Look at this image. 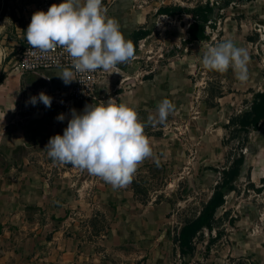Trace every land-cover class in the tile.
Here are the masks:
<instances>
[{
  "label": "crops",
  "instance_id": "0c3cea01",
  "mask_svg": "<svg viewBox=\"0 0 264 264\" xmlns=\"http://www.w3.org/2000/svg\"><path fill=\"white\" fill-rule=\"evenodd\" d=\"M102 2L107 15L119 21L125 38L135 47L138 40L135 42L133 35L136 31H150L141 39L151 36L149 28L139 27L147 21L146 14L137 15L126 10L129 5L125 0ZM39 3V0H0V264H123L122 257L128 259L129 264H137L140 260V264H169L167 241L160 235L165 229L162 217L170 210L166 201L168 193L162 195L165 192L162 189L155 191L151 199L143 198L139 193L137 174L147 177L156 171V176L160 175V180L165 181V188H168L173 184L169 179L172 170L178 165L185 167V161L177 154L182 149L174 139L167 137L168 133H164L170 114L163 124L158 118H149L156 117V105L165 98L175 106L171 113L179 112L185 116L199 96L200 90L196 87L205 83L196 81V72L203 73L205 69L192 57L189 62H164L158 66L149 65L145 60L134 62L133 59V62L118 66L121 75L113 73L115 77L110 85L102 71L95 100L86 104L73 102L69 95L73 81L64 84L58 77L62 69L22 73L15 67L25 37L26 21L37 11ZM247 4L263 6V9L255 10L264 18V0L231 3L227 7ZM193 42L196 41L188 44ZM241 90L253 97L255 92L264 89L255 88L249 92L248 83H244ZM40 92L52 98L50 107H45L38 99L35 105L31 104L30 98L38 97ZM230 96H235L234 92L227 91V95L215 99L227 108L228 104L224 106V103ZM110 97L136 108L139 118L146 124L144 131L151 138L153 149V156L140 164L132 182L117 189L70 164L54 163L44 150L51 137L63 135L72 109L81 113L86 105L106 102ZM203 102H197V106ZM219 105L213 109L212 118L204 117L199 106L196 115L187 120L196 137L213 131L223 133V126L212 131L208 128L209 122L215 124L227 117ZM60 114L65 117L63 121L56 119ZM248 164L243 162L240 177L248 176ZM253 167L257 179L264 178V159L258 160ZM254 175L251 182L255 180ZM189 177L183 172L176 178V184ZM90 179L94 183L84 185ZM216 183L215 180L208 199ZM86 186L89 188L84 190ZM77 187H81L82 194H89L90 198H83L81 193L78 195ZM91 201L96 206L90 207ZM223 210L225 208L221 212ZM249 215L244 207L242 217L237 221L240 230L251 225ZM234 252L254 264H264V233L242 239Z\"/></svg>",
  "mask_w": 264,
  "mask_h": 264
},
{
  "label": "rangeland",
  "instance_id": "374dc122",
  "mask_svg": "<svg viewBox=\"0 0 264 264\" xmlns=\"http://www.w3.org/2000/svg\"><path fill=\"white\" fill-rule=\"evenodd\" d=\"M125 1L129 5L126 10L137 15L146 14L147 21L140 24L139 27H147L152 31L151 36L137 41L134 62L145 60L147 57L149 58L146 62L155 66L162 65L164 62H185L191 59L190 57L194 58L203 54L206 46L230 38L249 52V78L244 82L248 83L249 92L255 88L264 89V18L259 17L255 10L263 9V6L257 4L255 7L247 4L244 6L233 5V8L229 9L228 7L224 8L221 17L206 28L209 39L188 44L184 37V31L185 26L192 21L191 11L199 4L215 0ZM177 6L181 7V10L174 15L157 13L161 7L173 8ZM194 62L202 65L195 59ZM196 74V81H205L202 83L203 85L196 87L200 90L198 98L194 99L193 106L185 113L186 117L179 112L170 113V120L164 132L165 135L168 133L167 137L176 141L179 149H182V151L178 150L177 154L179 159L185 161V167L182 168L178 165L172 170L169 179L173 184L168 188H165V181L160 180L161 176H156V171L153 176L147 177L137 174V182H140L139 193L147 199H151L154 192L158 190L165 191L162 195L168 193L166 201L170 210L162 217L165 229L160 235L167 241L169 264H254L249 258L245 260L237 256L234 248L236 245L240 246L242 239L257 237L264 233V229H262V225H264V178L257 179L253 174L256 171L253 165H256L258 160L264 159V121L261 122L258 130L251 131L247 135L239 131L236 123L232 121V118L242 114L248 99L251 100L252 97L250 94H246V90H241L244 83L240 85L241 82L235 78L231 68L224 74L207 69L203 73L196 72ZM104 75L108 77L106 81L110 85L114 75L108 73H104ZM198 76L203 79H199ZM196 81L194 80V82ZM227 91L234 92L236 98L230 96L224 103V106L228 104V107L223 108L215 97L227 95ZM222 92L224 93L222 94ZM242 94L246 96H242ZM200 101H205L199 103L204 117L212 118L213 109H216L217 105L223 108L227 120L219 119L215 124L209 122L210 126L208 125L209 131H212L213 128L218 130L223 126L222 134H215L213 131L208 132L209 134L206 136L196 137V134L192 133V124H187V120L200 110L197 106V102ZM200 140H202L201 144ZM197 146L199 148L195 149ZM239 154L244 156L245 164L249 163L248 176H246L247 174L245 177L238 176L234 181V189L225 196L226 202L215 213L212 232L205 229L194 238L195 249L192 258L177 256L176 236L179 228L198 214L208 200L207 197L214 181L216 180L217 183L220 181L222 170L227 169ZM181 172L190 177L184 178V182L180 179V184H176V178L182 174ZM252 175L255 176L254 182H251ZM205 181H208L209 184ZM89 182L94 183L90 179L84 182V185H89ZM77 188L79 189L77 194L80 195L89 187L86 186L84 190L80 189L81 187ZM82 195L83 198H90L89 194ZM95 204L91 201L89 206H96ZM244 207L250 213L251 225L243 231L240 230L238 222L242 217ZM222 208H225L223 212H221ZM217 233H220L219 238L209 242L210 238H214ZM121 259L123 264H129L128 259L123 257ZM140 261L137 264H140Z\"/></svg>",
  "mask_w": 264,
  "mask_h": 264
},
{
  "label": "clouds",
  "instance_id": "9594fccd",
  "mask_svg": "<svg viewBox=\"0 0 264 264\" xmlns=\"http://www.w3.org/2000/svg\"><path fill=\"white\" fill-rule=\"evenodd\" d=\"M33 52L47 56L62 49L71 58V68H64L58 77L70 84L75 73L101 70L109 75H121V64L135 58L136 49L125 38L121 25L107 15L102 0H62L48 10L36 11L25 36ZM193 59L209 71L221 74L231 68L235 78L244 83L249 78L250 55L245 47L233 39H225L206 46L203 54ZM50 107L52 98L43 92L30 98ZM167 98L156 105L160 123L174 110ZM57 120L65 119L63 114ZM145 122L134 106L109 98L86 105L81 113L71 110V119L63 135L51 137L45 146L48 157L59 164H70L89 175L99 177L114 189L125 188L133 180L140 164L153 156L151 138L145 133Z\"/></svg>",
  "mask_w": 264,
  "mask_h": 264
},
{
  "label": "trees",
  "instance_id": "16d2710c",
  "mask_svg": "<svg viewBox=\"0 0 264 264\" xmlns=\"http://www.w3.org/2000/svg\"><path fill=\"white\" fill-rule=\"evenodd\" d=\"M249 0H215L214 2H206L197 5L191 15L193 21L189 23L187 28L186 42L204 41L209 39V34L206 31V26L212 24L221 17V10L229 6L231 3H246ZM54 3V2H52ZM181 10V7H161L157 10L159 14L174 15ZM149 30H138L134 33V41L143 38ZM236 123L239 131L243 134H248L251 131H256L260 128L261 122L264 121V90L257 91L253 94L252 99L246 104L241 115L232 118ZM244 162V156L239 154L235 157L231 165L227 169L222 170V177L216 184L213 193L204 203L199 213L191 220L183 223L179 228L176 243L181 257H189L193 254L194 238L198 233L207 230L211 232L213 229L214 216L216 210L224 204L225 196L234 189V181L240 174L241 166ZM220 233H217L215 238H218ZM213 241L210 238L209 242Z\"/></svg>",
  "mask_w": 264,
  "mask_h": 264
},
{
  "label": "built area",
  "instance_id": "2783aa9c",
  "mask_svg": "<svg viewBox=\"0 0 264 264\" xmlns=\"http://www.w3.org/2000/svg\"><path fill=\"white\" fill-rule=\"evenodd\" d=\"M52 4L59 3H51L50 0H41L37 11L46 12ZM30 21L31 17L26 21L25 36ZM148 58L149 57H147L145 61L148 60ZM15 67L22 73L39 72L47 69L71 68V58L67 53L63 52L62 49H57L55 52H51L47 56H44L39 52H33L31 46L28 45L27 40L24 37L23 45L19 50ZM73 71L74 78L76 80H73V84L69 92L71 100L73 102H82L84 104L95 100L96 86L100 77L102 76V71L97 70L95 72L88 73H75L74 69ZM76 191L79 192L78 189ZM77 217L82 219L80 214H77Z\"/></svg>",
  "mask_w": 264,
  "mask_h": 264
},
{
  "label": "water",
  "instance_id": "95a60500",
  "mask_svg": "<svg viewBox=\"0 0 264 264\" xmlns=\"http://www.w3.org/2000/svg\"><path fill=\"white\" fill-rule=\"evenodd\" d=\"M115 77V76H114Z\"/></svg>",
  "mask_w": 264,
  "mask_h": 264
}]
</instances>
